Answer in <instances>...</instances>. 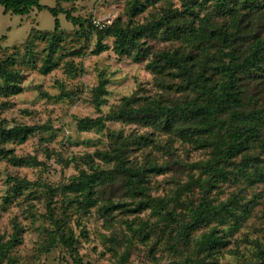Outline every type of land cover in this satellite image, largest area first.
<instances>
[{
    "label": "rangeland",
    "instance_id": "1",
    "mask_svg": "<svg viewBox=\"0 0 264 264\" xmlns=\"http://www.w3.org/2000/svg\"><path fill=\"white\" fill-rule=\"evenodd\" d=\"M140 1L135 14L133 0H39L60 8L57 31L47 9L17 15L0 4V60L15 75L0 81V127H35L24 141L0 138L8 152L0 154V264H75L76 256L90 264H185L196 253L195 240L213 229L222 244L205 264H263L264 154L250 150L255 158L240 155L210 171L217 143L198 131L196 120L166 128L110 116L124 106L204 103L202 85L221 90L227 78L221 65L231 49L243 57L264 39V8L253 16L239 3L228 15L213 11L217 0ZM187 4L193 15L181 9ZM167 7L183 13L172 21L183 33L162 27L118 53L105 31L109 25L149 23ZM233 17L246 33L229 45L237 32ZM139 47L141 60L135 58ZM161 53L170 59L159 60ZM237 84L244 107L264 116V65L240 73ZM83 117H101L104 124L81 128ZM118 148L126 165L161 170L146 173L144 195L124 196L115 185L116 208L103 214L99 202L80 211L72 200L78 195L63 188L82 172L113 169L115 162L98 153ZM146 197L154 206L140 203ZM204 202L229 203L239 220L225 212L224 223L211 220L182 244L178 222Z\"/></svg>",
    "mask_w": 264,
    "mask_h": 264
},
{
    "label": "trees",
    "instance_id": "2",
    "mask_svg": "<svg viewBox=\"0 0 264 264\" xmlns=\"http://www.w3.org/2000/svg\"><path fill=\"white\" fill-rule=\"evenodd\" d=\"M143 1V0H142ZM149 2L150 0H144ZM195 3V2H194ZM246 4L249 7V13L254 16V13H259L264 8V0H217L214 12L225 13L231 15L238 4ZM0 4L4 8V12L11 14L24 15L35 7L38 10L47 9L54 18V31L60 26L57 18L60 8L57 6L49 7L41 5L39 0H0ZM144 4L140 0H133L132 13H137ZM181 9L185 10V14L193 15L192 4H187ZM66 19L73 24L80 23L79 18L74 17L68 12H65ZM262 15L264 14L261 13ZM183 15L177 8L167 7L162 15L151 22L145 24H131L123 26L117 23L109 25L106 28V33L112 34L115 38V46L119 54H125L129 49L136 48L138 42L150 35L154 34L159 28H170L176 35L183 33V26L174 24L172 21L176 17ZM206 22L208 19H204ZM232 22L237 25V32L233 33L232 39L227 43L233 45L236 36L241 38L243 33H246L245 25H241V18H232ZM103 49L101 44L98 45V52ZM142 50L139 47L136 59L141 60ZM170 59L167 53H161L159 60ZM179 68H183V58L177 60ZM264 65V39H256L249 48L245 56L241 57L235 48L229 53V61L227 64H222V70L227 74L226 81L221 84L219 92L212 88L202 85L205 91L206 100L201 104L194 105H175L162 106L159 103H149L139 107L124 106L110 118H117L128 123L136 122H157L163 124L166 128H175L184 125V122L196 120L198 131L204 133L208 137L216 140L217 145L212 151L213 161L209 164L208 169L214 171L216 167L222 164L231 163L232 160L240 155L248 157V160L255 158L251 155L250 150L259 151L258 154H264V116L258 115L261 111H252L244 107L243 97L240 95L242 91L238 88L237 79L240 73H248L251 70H261ZM46 69L48 65L46 64ZM155 67V66H154ZM14 73L8 70L4 61L0 60V81H9L14 77ZM196 84V83H195ZM15 87V85L13 84ZM98 101L96 97V102ZM229 108H231L229 110ZM264 114V111L262 112ZM227 115V118L223 116ZM81 128H91L102 126L104 119L101 117L89 118L83 117L77 121ZM181 124V125H179ZM196 128V126H195ZM35 130V127H14L5 129L0 127V138L11 139L16 138L24 141L25 138ZM224 130V131H223ZM223 132V135L220 133ZM123 149H113L112 152H99L98 156L106 162H115L113 169L109 170H94L92 173L82 172L76 181L65 186L63 189L68 192L77 194L72 200L76 202L80 211L84 212L86 208L95 206L99 202H103L101 207L103 214L116 208L112 202L114 194L120 186L125 190L124 196L137 198L145 194V177L147 172L160 171V168L155 166L146 167L144 169L128 166L122 155ZM0 154L6 156L8 152L0 149ZM257 154V153H256ZM13 158L14 157H10ZM16 160V159H14ZM19 162V160H16ZM218 163V164H217ZM117 185V186H115ZM16 188V187H15ZM140 203L144 206H154V200L146 197ZM229 203H220L219 205H211L204 202L194 209H190L189 220L184 223H179L176 226L177 233L180 232L182 244L186 243L187 236L195 228L201 225H207L211 220H217L224 223L226 214H230L235 218V222L239 217L235 216L230 209ZM226 212V214H225ZM171 220H174L175 214H168ZM222 244L220 236L215 234V230L201 234L195 240L196 253L186 261L185 264H205L207 257L213 256L217 252V248ZM264 264V257L262 258ZM75 264H90L83 262L76 256Z\"/></svg>",
    "mask_w": 264,
    "mask_h": 264
}]
</instances>
